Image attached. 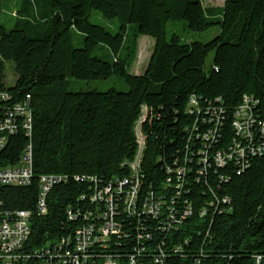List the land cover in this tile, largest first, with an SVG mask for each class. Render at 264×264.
I'll list each match as a JSON object with an SVG mask.
<instances>
[{
  "label": "trees",
  "instance_id": "obj_1",
  "mask_svg": "<svg viewBox=\"0 0 264 264\" xmlns=\"http://www.w3.org/2000/svg\"><path fill=\"white\" fill-rule=\"evenodd\" d=\"M93 10L117 29L93 23ZM13 17L2 20L0 2V92L8 95L0 121L27 95L33 120L30 134L20 127L7 137L0 168L18 167L30 147L33 175L28 184L0 183V210L31 214L21 257L11 264H42L45 249L58 256L70 248L83 224L103 218L98 192L113 197L120 230L88 249L82 264H264V0H19ZM177 20L216 33L206 42L183 39L168 30ZM141 35L155 39L154 49L145 71L132 74ZM112 76L128 90L72 88L74 79ZM247 101L252 141L235 125ZM144 115L132 212L128 186L119 183L132 175ZM251 142L255 152H245L242 166L235 147ZM44 174L62 179L42 211ZM151 196L161 203L157 217L145 208Z\"/></svg>",
  "mask_w": 264,
  "mask_h": 264
},
{
  "label": "built area",
  "instance_id": "obj_2",
  "mask_svg": "<svg viewBox=\"0 0 264 264\" xmlns=\"http://www.w3.org/2000/svg\"><path fill=\"white\" fill-rule=\"evenodd\" d=\"M7 93L0 92V101L7 98ZM31 96L27 95L26 98L15 104L13 108L3 117L0 121V128H9L10 135L20 127L24 128L30 134L32 128V108H31ZM242 114L241 119L236 120L235 125L238 130L243 134L252 139L253 133L252 129L255 127L256 120L253 115L252 107L247 101L245 105L241 107ZM146 120V115L141 119L138 128V142L139 150L133 161L129 163L132 169V175L126 177L119 183V189L122 190L123 187L128 186L124 198H130V205L128 211H134L136 209L137 194L139 189V169L141 163V157L143 148L145 145V137L140 130V124L144 123ZM140 135L143 137V142H140ZM7 138H0V149L6 143ZM252 141V140H251ZM251 142L249 146L242 147L238 145L235 147V154H238L236 158L239 163L244 161L245 152L253 153L255 152L254 147ZM217 161L222 164L224 162L222 156L218 153ZM243 166V164L241 163ZM33 175L32 171V155L31 148H28V153L25 156L23 163L18 167L12 166V172L10 174H2V168H0V183L3 184H28L31 181ZM62 179L61 175L57 174H44L41 177L40 188V201L39 207L44 211L45 208V195L47 191L51 189L53 184L59 182ZM101 192L96 194L95 198L101 200ZM110 197V207H107L106 215H102L103 218L99 221H89L83 224L78 230L75 240L70 248L65 249L58 256H55V252L49 249H45V257H42V264H82L83 260L88 259L87 250L90 249L95 243L103 242V239L109 238L111 235H115L119 232V223L115 219V207L114 200L112 196ZM153 196L150 197L145 203V208L148 212L157 217L161 203L159 201H154ZM191 209H187L184 214H191ZM30 212L26 210H16V211H2L0 210V263H14L18 260L20 256V249L25 243L26 239L30 233ZM174 225V223H173ZM175 226V225H174ZM177 229V227H175ZM150 235H148L149 237ZM106 245V243H103ZM261 259L260 256L257 258ZM105 264H115L112 259H107ZM136 264V263H133Z\"/></svg>",
  "mask_w": 264,
  "mask_h": 264
},
{
  "label": "rangeland",
  "instance_id": "obj_3",
  "mask_svg": "<svg viewBox=\"0 0 264 264\" xmlns=\"http://www.w3.org/2000/svg\"><path fill=\"white\" fill-rule=\"evenodd\" d=\"M226 0H203L205 6H223ZM2 7V20L5 23H9L14 20L13 12L16 11L18 7L19 0H0ZM90 20L93 23L101 24L108 29L115 31L117 29V22L109 21L104 18L97 10H93L90 14ZM169 32H175L181 36V38L194 39L195 41L206 42L216 33L215 29L207 30L203 32H194L188 29H185V21L177 20L170 21L168 24ZM82 35L79 33H74V44L79 46L81 44ZM155 44V39L149 35H141L138 39L137 45V54L135 60L128 66V70L132 74L143 73L146 69V66L149 62V58L153 52ZM214 52H211L207 59V65L211 64L213 60ZM6 85L7 87H12L16 82V74L14 72V67L12 62L6 63ZM73 90H90L96 89L99 91H105L111 88H116L118 90H128L127 83L118 78L117 76H112L107 79H94V80H73ZM8 136V134H4ZM140 142H143V137L140 135ZM9 168V167H7ZM2 168V170L7 169Z\"/></svg>",
  "mask_w": 264,
  "mask_h": 264
},
{
  "label": "bare ground",
  "instance_id": "obj_4",
  "mask_svg": "<svg viewBox=\"0 0 264 264\" xmlns=\"http://www.w3.org/2000/svg\"><path fill=\"white\" fill-rule=\"evenodd\" d=\"M17 131V130H16ZM10 135V129L9 128H0V138H7L8 136H5L4 134ZM12 172V169L9 167L7 169L2 170V174H10ZM102 201L105 202L106 207H110V197L101 198ZM125 204L129 208L130 205V198H125ZM107 209L102 213L103 215H106Z\"/></svg>",
  "mask_w": 264,
  "mask_h": 264
}]
</instances>
